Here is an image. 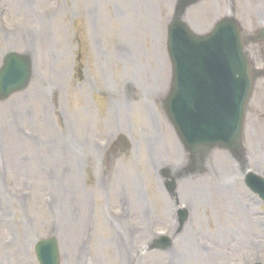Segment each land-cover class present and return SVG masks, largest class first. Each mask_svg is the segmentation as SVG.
Instances as JSON below:
<instances>
[{"label":"rangeland","instance_id":"1","mask_svg":"<svg viewBox=\"0 0 264 264\" xmlns=\"http://www.w3.org/2000/svg\"><path fill=\"white\" fill-rule=\"evenodd\" d=\"M85 1L86 0H74L73 2L68 3L67 0H62L61 10L54 13L49 12L47 18L44 15V12H48V9L51 6V0H39L36 8L37 10L31 9V12H40V16L44 19L43 21L37 22L31 18L30 13L25 9L27 8V4L24 1L0 0V17L4 18V21L0 22V63H2L4 55L9 51L19 53L25 52L27 55L28 53H32L35 58H38L42 53V68L45 70V72H47L46 77L50 80L48 81V84L50 85L51 82L52 86L49 95L52 92L55 94L54 98L49 96L51 103L47 101V106H45L44 103H41L40 100H36L33 93L25 96V94H27L30 89L26 93L24 92L20 94L22 96L24 95L20 99H16L15 96L11 100L0 102V113L3 115L2 118L0 116V147L2 144H8L9 141L13 143H19L23 140V137H29L28 139L32 144L30 143L27 145L26 147H30L26 149L23 147V143H19L21 151H16L17 155H20L22 151L23 153H27L32 158L37 155H48L49 151L51 150V146H53L52 141L56 143V140H58V134H60L61 138L64 140L68 137L67 130L65 128L66 126L65 124H62V120L59 116L55 117L53 114H51L54 120H52L48 126L43 128L41 125H39L38 116L45 117V114L48 113L46 110L51 111L54 107L56 109L58 107L64 109L62 110V112H64L62 116L65 122L67 121L68 113L75 111L73 112L75 115L74 119L78 123H81L83 127H86L85 123L89 124V128L93 129V132L100 135H102L103 132V125L108 121H111L112 116L110 115V112L106 113L105 101L107 95L103 92L92 94L90 91V87L94 85L93 80H97L98 78H94L97 77L96 62H89V59L96 60L97 53L93 48L92 41L89 39L91 34V21L85 15L83 10V4ZM129 1L131 2V0H114L116 8L119 12H121V14L127 13L130 4ZM134 1L135 0H133V3H135ZM139 1L140 2L137 1L138 5L144 2V0ZM169 1L173 2L174 0ZM234 1V5H232V1L226 3L233 6L232 8H234V12L239 16V18L243 17V20H241V18L240 20L246 24L245 16L248 15V6L246 5V0H244V2L242 0ZM155 3L156 1H149V4H154V10L148 11L147 20L139 21V24L140 27L144 29L149 25L152 26V23L154 22L158 30L160 44H162L164 37V47H166L167 30L164 28L163 33L162 21H157V10L159 7L155 5ZM217 3L224 4L225 0H206L202 5L198 6L194 14L189 15V19L198 17L201 26L205 27L207 25L206 23H209L213 17L217 15ZM6 4H10V6H7ZM174 5L175 3L173 5L168 3L167 8L163 6L160 7L165 9L162 12V16L165 17L168 15L169 21L172 19V15L174 13ZM109 6L111 9V4H108V8ZM224 8H227V6ZM214 9L215 11L213 13ZM219 10L223 11L222 9ZM159 13H161L160 10ZM212 13L213 15L211 18L204 20V18H207L208 14L210 16ZM110 17H112L113 20ZM126 18L129 21L128 23H124L120 15L117 14L116 16L107 15L103 19V26L109 27L105 35V38H107L108 41L107 48L111 49L113 47L111 42L122 43L128 40L129 37H136L143 43L146 39L147 50L145 53L143 54V47L140 45H137L134 51L135 63L140 70H146V68L150 70L152 69L150 64L153 63L154 52H157L162 56L161 51L163 48H161V50H154V47L156 46L150 40L147 31L145 34L141 32V35L144 37L141 36L139 32L135 31V19L131 13V6ZM165 21L166 19L164 20V23ZM7 26H18L19 30L23 27L32 34L26 38L21 37L19 34H8L6 32ZM253 31L255 30H252L251 32ZM46 32L49 33L48 37ZM18 38L22 39L23 41L19 40ZM16 40H18V42ZM31 40H33V45L32 47H29ZM50 42L51 48L53 47L54 57L57 58L59 56V51L63 49L67 51L63 58L69 56V58L72 59L74 55L73 64H75V59L80 56L83 59H78L77 63L81 60L86 63L85 67H87L88 70H86L84 73L78 70L75 79L71 77L68 89L66 88L65 81H62L61 86L58 88L59 90L53 88L54 85H59V80L53 79V74L51 73L52 54L51 50L48 49L50 52L47 51ZM257 45H259V47L251 46L250 49L252 51H260V57L256 60V63L262 66L264 64L263 46L261 43H258ZM56 63L59 62L56 61ZM64 64L65 61L62 62L63 66ZM42 68H40V72L34 76L35 79L38 80V83L34 85V88L36 86V88L38 87L39 89H42L41 82L44 80ZM162 72L165 73L166 70L163 69ZM126 77L130 78L131 76H127L126 74ZM97 84L96 85L102 91L100 86L101 82L99 80L97 81ZM11 102H14L13 106L17 107L14 112ZM100 102L103 106L102 108L98 107ZM85 110L87 111V116L84 115ZM98 110L102 111L100 113L101 115H98ZM24 111L31 115L28 121H23L19 115ZM37 111H39V114L34 118L35 125H32L31 121ZM122 112V133H125L123 125H125V127L128 129L130 122L137 127H140V129H143L145 132H153L158 128V125L155 126V128L148 125V120L145 118L144 112L139 105L129 107L127 110H122ZM124 113H128L129 117H127V115ZM114 116L117 118L116 112ZM59 125L62 128L61 131L57 130ZM43 129L47 130L43 132ZM164 130H166L168 137L172 136L168 131V126L163 122V130L161 131V134L164 132ZM25 133H28V135H25ZM37 140L40 141L41 145L35 144ZM133 140L134 142L131 141L132 150L127 156L132 157V161L135 160L137 162H130L131 166H128L130 167L128 170L126 165L129 164V160H127L124 155L119 154V158H121L119 160L128 162L125 164V168L120 163V161L116 160L117 158L114 157L115 159H111L109 156L107 160L108 176L114 173L112 178H114L116 175L118 180L122 181L123 186L127 185L132 192L133 198L136 182H139V180L143 179L140 176H145L146 187L149 190V193L153 194L154 197V205L156 206L155 218L163 221L165 220L163 211L167 214V209L164 208L166 198L159 190L156 182L152 180L154 172L149 163L144 143H140L141 140L137 133L134 134ZM52 160L53 158L46 157L43 164L33 163V166L30 168L31 172L27 174L23 172H16L14 168L9 170L6 174L4 165L0 163V258L2 256H6L2 263L0 262V264H29V259L30 264H34L32 255H34L33 253L36 241L42 238L50 237L52 235L59 236L56 233L57 230L69 229L73 231L78 238H80L81 232L84 229L83 227L86 224L84 219L86 220L87 215L85 210L81 208L82 199L77 203L81 209V215H79L80 219L77 222L79 223V226L75 228L69 224V219L71 217L69 216L68 211L70 206H65V215H62L53 207V201H57L58 204L62 202L61 195L64 194L66 190L65 186H68L70 181L65 180L62 184L60 178L57 176L50 175L49 178L45 176V171L48 169L53 170V172L56 171L58 175L65 176V174H61V167H67L66 164H63V166L61 165L64 160L60 161L57 165L52 164ZM213 160H219V162H222V168L223 170L229 171V176H231L232 171L236 173V167L233 159L225 153H219ZM101 169L102 167L100 166L99 169H96V173H99ZM116 169L118 170L117 173H115ZM131 170L133 173H135V175L132 174ZM207 172L208 174L202 178L206 179L211 177V170L207 169ZM32 173H38L39 179L36 180L29 176ZM87 174L89 176L88 181L86 180L83 173L85 185H83V190H81L80 193L83 194L84 192L83 196L87 195L90 197V194L94 192L90 202V211H92V213L97 216V242L104 244L103 240H105V237L109 239L110 236L106 231L107 228L102 218L108 216V213L106 214V212H101L100 210V196L96 195V188H99V185H97L98 179L95 175L94 165L92 166L91 170H89V172L87 170ZM129 174L131 177H134V182H132L130 185H128V182L126 181V177H129ZM50 178H52V180ZM235 178L239 180V175H237ZM78 180L80 181V179ZM209 183H212L210 180L207 181V184L209 188H213V184ZM245 194H248L246 190ZM113 197L116 198L115 195H113L112 198ZM250 197L252 198V201L256 202L252 196ZM114 198L113 200L115 202L116 199ZM110 202H112L111 197ZM244 202L246 203L245 200ZM118 206L119 205L117 204V207ZM201 206L202 204H199V207ZM110 209L113 208L110 207ZM260 212L264 213V208H262ZM261 217L264 218V215ZM212 224V222H209L208 226L213 228L214 226ZM89 225L95 226L92 221L89 222ZM247 233L249 234L250 230H248ZM28 252L30 255H27ZM91 252L93 255H95L94 241ZM165 257L166 256H154L152 264H165ZM210 258L217 259L218 256L210 255ZM100 264H104L103 261H100Z\"/></svg>","mask_w":264,"mask_h":264},{"label":"bare ground","instance_id":"2","mask_svg":"<svg viewBox=\"0 0 264 264\" xmlns=\"http://www.w3.org/2000/svg\"><path fill=\"white\" fill-rule=\"evenodd\" d=\"M113 58H114V60H117V59H120L121 56H120V54H116L115 53V54H113ZM161 68H162V66H161ZM156 69H160V67L156 66ZM227 226L228 227L225 228V230H224V233L227 235V237L230 236V235H233L234 233L241 235L244 230L258 229V225L257 224H246V223H244L243 225H234L233 226L231 224V225H227ZM232 227H234V229ZM244 247H245V245L243 243L242 244V248H244ZM189 248L192 249L191 246H189ZM232 250L236 251V249H233V248H232ZM193 253L196 254V255H194V262H196V264H217L214 261V258L203 257L204 256L203 254H199V250L197 248L194 249ZM205 255L206 256H210V255H213V254L205 253Z\"/></svg>","mask_w":264,"mask_h":264},{"label":"water","instance_id":"3","mask_svg":"<svg viewBox=\"0 0 264 264\" xmlns=\"http://www.w3.org/2000/svg\"><path fill=\"white\" fill-rule=\"evenodd\" d=\"M178 74L181 77V79H183V80L189 79L191 77V75L193 76V73L190 75L189 72L186 71L184 65H181V70L178 71ZM178 103H180L183 106V110H184V102L183 101H178ZM175 116L178 118L179 114L177 112H175Z\"/></svg>","mask_w":264,"mask_h":264}]
</instances>
